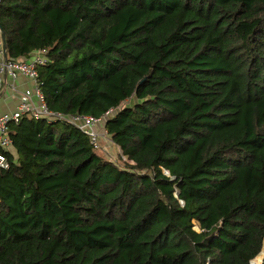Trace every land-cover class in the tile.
<instances>
[{"label":"trees","instance_id":"1","mask_svg":"<svg viewBox=\"0 0 264 264\" xmlns=\"http://www.w3.org/2000/svg\"><path fill=\"white\" fill-rule=\"evenodd\" d=\"M0 27L7 57L46 51L47 107L112 112L104 128L132 161L65 119L10 122L0 264H252L264 0H0Z\"/></svg>","mask_w":264,"mask_h":264},{"label":"built area","instance_id":"2","mask_svg":"<svg viewBox=\"0 0 264 264\" xmlns=\"http://www.w3.org/2000/svg\"><path fill=\"white\" fill-rule=\"evenodd\" d=\"M0 56L2 57L0 61V87L5 77H9L12 80V88H14L13 80H16L19 76H26L33 82L31 88L19 92V103L15 110L0 114V146L3 149H10L13 147L12 139L8 131L9 123H17L24 114H29L34 117L68 120L89 137L90 143L96 150H102V136H105L107 133L104 128V121L112 112L102 117H96L87 114L63 115L51 111L44 101V96L38 80V67L48 62V56L45 50L35 51L29 57H7L5 52V41L2 37V30L0 28ZM101 126H103L105 130L104 133L100 131ZM118 149L121 153L119 147ZM123 158L132 163V161L128 160L125 156H123ZM8 167V158L0 151V168ZM165 173L169 174L167 171H165Z\"/></svg>","mask_w":264,"mask_h":264},{"label":"crops","instance_id":"3","mask_svg":"<svg viewBox=\"0 0 264 264\" xmlns=\"http://www.w3.org/2000/svg\"><path fill=\"white\" fill-rule=\"evenodd\" d=\"M1 58L0 56V61ZM11 83L12 80L5 77L0 87V114L15 110L19 103V92L33 86L32 80L26 76H19L16 80H13L14 88L11 87ZM10 150H14V148L12 147Z\"/></svg>","mask_w":264,"mask_h":264},{"label":"rangeland","instance_id":"4","mask_svg":"<svg viewBox=\"0 0 264 264\" xmlns=\"http://www.w3.org/2000/svg\"><path fill=\"white\" fill-rule=\"evenodd\" d=\"M100 131L102 133L105 132V130L103 129V126H101ZM99 152L104 157H106V158H108L110 160H113V161H117L118 163H121L120 157L123 158V156L121 155L118 147L113 143V141L111 140L110 136L107 133L105 134V136H102V150H100ZM195 227L197 229H199V225L198 224H196ZM261 256L258 255L256 258H254L252 260V264H262V260H263L264 253ZM258 259H260V260H258Z\"/></svg>","mask_w":264,"mask_h":264},{"label":"bare ground","instance_id":"5","mask_svg":"<svg viewBox=\"0 0 264 264\" xmlns=\"http://www.w3.org/2000/svg\"><path fill=\"white\" fill-rule=\"evenodd\" d=\"M262 252V253H261ZM260 253H259V255L261 256V255H263V253H264V249L261 251ZM262 257V256H261ZM263 259H264V256H263ZM258 260H260V259H258ZM263 261V260H262Z\"/></svg>","mask_w":264,"mask_h":264},{"label":"water","instance_id":"6","mask_svg":"<svg viewBox=\"0 0 264 264\" xmlns=\"http://www.w3.org/2000/svg\"><path fill=\"white\" fill-rule=\"evenodd\" d=\"M1 28V27H0ZM2 30V29H1ZM2 37H3V39H4V41H5V33L2 31Z\"/></svg>","mask_w":264,"mask_h":264}]
</instances>
